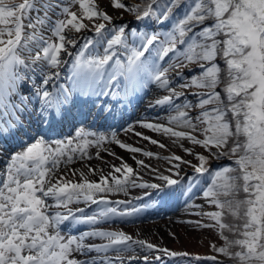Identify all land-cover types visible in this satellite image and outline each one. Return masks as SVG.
<instances>
[{"label": "rangeland", "instance_id": "rangeland-1", "mask_svg": "<svg viewBox=\"0 0 264 264\" xmlns=\"http://www.w3.org/2000/svg\"><path fill=\"white\" fill-rule=\"evenodd\" d=\"M24 1L25 0H0V26L12 25L15 18L18 16L23 18L22 9ZM58 1L62 4L64 2L62 11L60 4L44 7V16L38 21L33 15L32 2H27L25 8V14L28 15L26 25L21 24L20 26H11V28L7 30L0 29V59L8 54V49L11 44L14 46V43H17L21 44L20 47H22L26 53L32 55V52H34V55L44 56V59L48 58L52 64L61 57H64V54L67 51L62 52L65 50L63 47H66L68 50L72 47H76L79 42L82 43L83 47L89 44L91 46L97 38L106 34L103 30H98V27L102 24H107L110 35L106 39L104 48L102 53H99L98 59H96L97 56H94L95 65L93 67H87L82 74H79L80 66L78 61L72 69H69L70 73L74 74L75 78V88L72 86L73 80L68 84L69 90L74 92V96L78 97L79 93L86 88V84L89 85L90 81L91 87H93L98 81L99 88L104 89L103 92L108 89L115 73V64L113 62L111 67L108 66L109 72L105 74L103 70L106 66H98L99 63L97 62L98 60H102V55H106L110 50L114 51L118 47H114L115 44L113 45L112 43L116 41V38L118 39V35L120 37L122 36L123 42L129 48L127 51V57L132 59L133 63L131 69L125 64L123 65L124 71L127 75L126 82L129 86L130 92H139L143 87L148 88V90L151 91L152 79L154 80L158 75V72L164 70L165 73L168 72V78L173 80L176 79V84L174 86L177 89H181L183 95L177 97L171 106L162 107L161 109L165 108V111L162 113L158 112V110H160L159 106H155L138 121H135L136 115L132 116L128 123L115 132H112L111 128L105 129L100 143H110L114 138L119 136L122 131H132L133 128L138 127L147 128L150 131H157L161 128L163 133H165V137H176L177 133L172 128H174V125H181V127L186 129V132L188 131L187 133L189 137V146L185 148L187 162L184 165L185 167L180 170V173L182 172L181 176L185 181V187L189 185L193 176L198 177L199 174L201 175L202 172L200 171L205 167H208V170H212L211 172L213 173L214 180L216 177L219 178L223 176L226 166L224 167V165H221L224 162L226 163L227 160L226 158H215V156H221L224 150L237 147L234 145L239 143V141L236 140L237 134H240L241 131L244 133V130L241 126L234 128V117H229L224 110L221 111L220 105H223L224 101L220 98L221 96L217 90L218 86L211 85L208 87L203 80L205 77L215 72V69H212V65L204 67V70L208 71L206 73H203V67L201 68L200 66L204 64V59L211 56L210 51L214 52V48L212 46L209 47L208 40H211L210 38L215 33L216 28L211 30L207 25L206 27L189 26L191 29L195 30L197 39H188L184 42L180 41L176 35L175 30L177 24L173 29L170 27L169 30H159V28L165 29V22L158 23L157 20L147 16L145 17V20L142 19L143 25L138 27L139 30L135 37L136 40H131L133 36H130L125 32L129 22H136L137 11L140 8H143V0ZM106 1L109 2L111 7H113L111 10L105 8L104 3ZM214 1V8L211 6V9L221 7L222 1ZM242 1L245 3L244 6H250L257 12L264 11V0ZM210 2L212 3V0H210ZM223 2L225 1L223 0ZM200 4L201 2L199 3L196 1V5L191 10L189 18L194 13H197L196 9H198ZM8 5H11L12 7L5 9ZM58 11H61V14L55 15L57 24H59L57 34H55L50 27L44 28L43 31L42 28L39 29L38 24L42 25L46 16H50ZM204 18L205 17H202L199 22ZM187 21L188 18L184 22ZM194 23H198V21H195ZM117 24L118 26L120 25V27H118ZM25 26L28 30L31 29L38 32L39 35L45 39L47 44L53 45L54 43H57L54 48L56 54L60 56V58L58 57L56 61L49 58L47 47L39 42V39L28 34V31L25 32ZM144 28L145 31H142ZM68 30L70 32H68ZM207 36L208 38L206 40H202ZM242 37L243 39H250V46H252L256 40V33L251 29V31L244 33ZM151 43L152 45H150ZM116 44L118 45V43ZM153 44L156 47H152ZM89 47L86 53L89 52ZM147 48V54H150L151 56L147 57L144 62L142 61L139 63V60L145 58L144 56L141 58L139 57ZM2 64L3 62L0 60V67L3 66ZM57 67V65H54V68L51 70L47 67L48 71H46V75H53ZM138 67L140 68L138 69ZM246 67L247 68H245L244 71H247V74L253 73V78L257 79L259 84V87L254 88L252 91L251 96L253 101L249 100L253 110V116H251V118H253V128H256L259 127L257 123L261 121L262 117V110L259 108L262 105L264 97V77L260 74L261 64L258 61L257 63H255V61L253 63L248 61ZM149 78L152 79L149 80ZM118 80L121 87H124L123 81L121 79ZM44 94L45 92L41 95V99H43ZM141 97L145 98L144 96ZM249 101L245 105L244 116L247 113L246 108ZM175 109L187 110L188 114L179 117L167 115L163 121L162 118L160 119V116L163 113H168ZM140 110L141 108L138 109V111ZM247 121L248 120L246 119L245 127H247ZM254 132L255 129L253 131H247L246 133L247 136L250 133L253 136ZM221 137L224 141H219V138ZM248 143L249 142H246V145ZM260 144L261 142L258 143V141H253L248 145V148L260 155L264 154V142L262 145ZM135 149L139 150L138 148ZM91 157L92 156H89L87 158ZM216 164L220 165L216 168ZM217 170H220V172L216 176ZM201 177L204 180V184V175ZM129 180L130 178L109 176L108 180L101 184L100 188H93L94 185L87 184L80 190H70L68 195L61 201L62 204H60V206L63 207H73V205L77 204H91L85 214H83L84 217L87 218V221L89 222H93L95 219L103 221V223L97 225L95 230L85 239V242L91 244L92 247H95L92 254H95V256H98L101 259L95 264H122L123 262L118 261L116 256L131 251L133 239L130 235L119 229L120 225L131 226L138 224L140 223L138 220L142 218H146L143 219V222L168 221L173 215V212L171 211L167 213L165 212V215L154 213V211L157 210L154 207V200H136L135 197L133 199L122 198L124 192L127 191ZM47 181L44 182V184H47ZM196 183L197 181H194L190 187L186 188L185 193L183 194L189 195ZM204 193L205 191L203 187L200 191V194L203 197L202 199L205 200L202 210H214L213 224H211V227L216 229V234L210 247L213 257L207 260H201L196 264H215V261H213L215 257H217V260L223 259L222 256L215 252V249L218 248L220 242L222 243L228 238L229 231L231 230L226 226L227 219H225L224 225L218 206L209 198L210 196L212 197L211 193L210 196L208 195V192L206 195H204ZM183 194L181 196H183ZM118 196L121 199H117ZM195 196L196 194L191 192L192 200H194ZM167 209L168 208L165 207V211ZM109 219H113V221H108ZM220 219H222V222ZM230 220L231 218L229 216V221ZM222 228L225 230L224 233ZM186 229L189 231L191 230L190 228ZM65 252H67V250H65ZM80 256L81 255L78 254V250L76 249L72 259L76 262ZM81 263L94 264L90 261L87 263Z\"/></svg>", "mask_w": 264, "mask_h": 264}, {"label": "bare ground", "instance_id": "bare-ground-1", "mask_svg": "<svg viewBox=\"0 0 264 264\" xmlns=\"http://www.w3.org/2000/svg\"><path fill=\"white\" fill-rule=\"evenodd\" d=\"M104 5L106 9L113 8L107 1ZM175 84V81L167 78L165 74L160 75L157 89L147 93L148 97L142 106L146 109L145 112L157 105L171 106L173 101L183 94L181 89L175 88ZM164 111L165 109L160 112ZM187 114V110L175 109L163 113L160 119L163 121L167 115L179 117ZM139 118L140 116H136L135 119ZM172 129L176 131V137H165L161 128L150 131L138 127L133 128L134 131H123L112 142L101 146H93L90 142H94L88 141L80 147H74L73 150L67 151L70 153H65L70 160L59 163L43 187V201L50 203L48 208H58L57 202L52 205L56 197L55 191L60 193L66 190H80L87 184L100 188L109 176H115L130 178L122 198L157 196L160 201L173 204L177 191L183 185L180 170L187 162L185 148L189 146V137L188 131L181 125H174ZM89 156L92 157L87 158ZM199 188L200 184L196 190ZM169 189L171 191H168ZM202 198L198 196L171 209L173 215L168 221L120 225L119 229L130 235L133 240L131 251L116 256V259L131 264H196L212 258L210 247L216 234V229L211 227L214 210H202L205 204ZM117 199L121 198L118 196ZM81 208L75 206L71 211L77 212ZM45 230L53 231V224L45 221L36 233ZM69 243L71 245L65 252V244ZM76 248L84 250L81 258L91 256L94 251L92 245L85 241L74 243L71 239L62 238L58 251L63 264H77L72 259ZM90 259V262L101 260L98 256H92Z\"/></svg>", "mask_w": 264, "mask_h": 264}, {"label": "trees", "instance_id": "trees-1", "mask_svg": "<svg viewBox=\"0 0 264 264\" xmlns=\"http://www.w3.org/2000/svg\"><path fill=\"white\" fill-rule=\"evenodd\" d=\"M196 1L201 4L196 9L197 13L190 18V15H187L188 21L182 24L185 29L183 35L192 32L196 38L195 30L189 26L207 25L209 28H216L211 40H208V45L214 48V52L210 51L211 56L203 60L209 66L212 65L215 72L203 80L208 87L218 86L220 98L224 101L223 105H220L221 111L224 110L229 117H234V128L241 126L244 130V133L241 131L237 134L236 140L239 143L234 144L237 147L224 150L221 156H215L227 159L226 163L221 165L226 166L224 175L216 177L215 180L212 170L208 175L207 192L211 193L212 201L218 206L224 225L227 219L226 226L231 230L228 238L220 242L215 249V252L223 257L216 260L215 264H264V154L260 155L248 148L253 141L261 142L260 145L264 142V97L259 108L262 110L261 121L257 123L259 127L253 128L250 101H253L252 91L259 87V84L257 79L253 78V73L247 74V71H244L248 61H258L262 69L260 74L264 75V11L257 12L250 6H244L242 0H220L221 7L217 9H211V6L214 8V0L212 3L210 0H143V8H140L137 14L148 10L153 16L175 18L182 8L188 10ZM202 17L205 18L199 22ZM195 21L198 23H194ZM251 29L256 33L252 46L250 39L242 37ZM207 38L208 36L202 40ZM204 67L203 73L208 72ZM248 101L247 113L244 116ZM254 129V135L250 133L247 136L246 132ZM219 139L224 141L222 137ZM246 142L249 143L246 145ZM244 153L247 156L240 157ZM219 165L216 164V168ZM219 172L220 170H217L216 176Z\"/></svg>", "mask_w": 264, "mask_h": 264}]
</instances>
